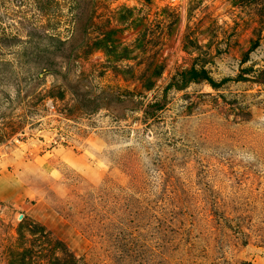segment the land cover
I'll list each match as a JSON object with an SVG mask.
<instances>
[{
	"label": "rangeland",
	"instance_id": "1",
	"mask_svg": "<svg viewBox=\"0 0 264 264\" xmlns=\"http://www.w3.org/2000/svg\"><path fill=\"white\" fill-rule=\"evenodd\" d=\"M0 264H264V0H0Z\"/></svg>",
	"mask_w": 264,
	"mask_h": 264
},
{
	"label": "trees",
	"instance_id": "2",
	"mask_svg": "<svg viewBox=\"0 0 264 264\" xmlns=\"http://www.w3.org/2000/svg\"><path fill=\"white\" fill-rule=\"evenodd\" d=\"M189 72V71H188ZM185 73L184 75H183V79H182V81H184V80H190V79H186V78H188L190 75L192 76V78H194V76L196 75V72L195 71H190L189 73ZM188 75V76H187ZM187 76V77H186ZM155 106H159V104H155Z\"/></svg>",
	"mask_w": 264,
	"mask_h": 264
}]
</instances>
